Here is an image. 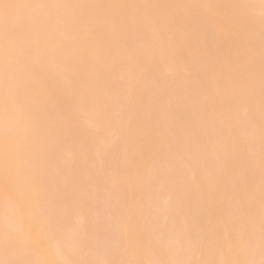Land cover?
I'll return each mask as SVG.
<instances>
[{"label":"bare ground","instance_id":"1","mask_svg":"<svg viewBox=\"0 0 264 264\" xmlns=\"http://www.w3.org/2000/svg\"><path fill=\"white\" fill-rule=\"evenodd\" d=\"M0 264H264V0H0Z\"/></svg>","mask_w":264,"mask_h":264}]
</instances>
